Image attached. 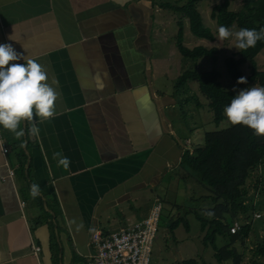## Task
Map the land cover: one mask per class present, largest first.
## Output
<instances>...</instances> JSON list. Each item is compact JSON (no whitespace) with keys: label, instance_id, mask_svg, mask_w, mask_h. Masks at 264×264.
Listing matches in <instances>:
<instances>
[{"label":"crops","instance_id":"crops-1","mask_svg":"<svg viewBox=\"0 0 264 264\" xmlns=\"http://www.w3.org/2000/svg\"><path fill=\"white\" fill-rule=\"evenodd\" d=\"M165 4L0 0V44L40 63L58 93L54 117L36 122L38 136L28 122L19 139L0 127V264H87L92 232H117L146 218L154 199L177 210V201L191 200L192 182L177 168L183 151L191 155L202 145L209 131L200 124L210 118H199L208 109L186 95L187 83L174 96L175 82L158 70L177 32ZM203 19L215 39L216 26ZM170 21L172 44L164 36ZM182 26L183 46L213 48L193 40L186 20ZM187 32L193 38L185 39ZM187 102L194 120L180 111ZM54 153L69 159L66 169ZM32 184L41 189L35 199ZM202 236L199 230L200 244Z\"/></svg>","mask_w":264,"mask_h":264},{"label":"trees","instance_id":"trees-1","mask_svg":"<svg viewBox=\"0 0 264 264\" xmlns=\"http://www.w3.org/2000/svg\"><path fill=\"white\" fill-rule=\"evenodd\" d=\"M198 1L180 0L173 5H164L177 26L175 47L178 54L193 62V69L183 71L177 77L174 88L179 89L188 82H194L197 92L206 100V107L211 114L210 122L217 127L226 120L223 110L237 94L225 89L219 82L221 74L214 65L218 55L215 48L195 46L188 49L182 44L183 20H186L188 32L194 38L207 42L214 40L213 33L203 25L197 11ZM209 17L217 29L223 25L230 30L248 28L259 31L264 28V0H241L235 10L230 8V0H222L211 8ZM262 49L264 40L247 50H236L234 55L223 60L225 75L231 84L243 85L237 84V79L242 76L240 68L246 65L247 83L264 87V69L259 70L255 61ZM202 62L209 68L204 69ZM177 169L182 181L194 184L195 188L191 183L187 191L188 196H195L185 200L193 206L187 207L183 216L168 225V232L171 233L179 222L187 231L185 216L190 213L203 233V248H211L214 260L217 263L230 260L231 264H239V253L234 250L232 243L246 239L250 231L251 212L260 211L264 207V197L255 203L256 194H262L264 189V137L255 136L251 129L243 125L205 132L202 145L191 155L187 151L182 152ZM247 181L252 182L250 187ZM198 191L200 194H197ZM209 212L213 213L211 217L207 215ZM237 214L242 218L234 219ZM227 215L231 219L226 218ZM263 218L259 219L260 222ZM233 221L240 224V229L235 234H229L228 228ZM218 238L224 239V245L219 248L215 246ZM252 249V258L247 264H264V233L256 237ZM177 264L197 263L189 259Z\"/></svg>","mask_w":264,"mask_h":264},{"label":"rangeland","instance_id":"rangeland-1","mask_svg":"<svg viewBox=\"0 0 264 264\" xmlns=\"http://www.w3.org/2000/svg\"><path fill=\"white\" fill-rule=\"evenodd\" d=\"M163 1H165L166 3H169V4H174L175 2H177L179 0H163ZM221 1L222 0H212V1L201 0V1L197 2V7L203 16L202 19L204 18L203 22L205 21V24H207L212 30H215L214 29L215 25H213V23L209 22L210 9L215 4H218ZM240 1L241 0H230V8L232 10H235L238 7V5L240 4ZM204 2H207V3H204ZM231 31L236 32V29L235 28H234V30L231 29ZM175 32H176V27L170 21L169 24L167 23L166 29L164 31V36H166L167 42L171 41V44H172L173 36L175 35ZM184 36H186L185 39H187L189 36H190V38L192 37L188 32ZM185 39L183 40V42L186 41ZM193 40L196 41L195 38ZM184 43H187V42H184ZM203 43H204L205 47H213L218 52V55H217V58H216L214 65H215V68L217 69V71L221 74L219 82L225 89L233 91L234 93L238 94V92L242 89L255 86V85L250 84V83H246V84H243L241 86H235V85L230 83V81L228 80V78L225 75V70L223 67V60L229 56L234 55V53L236 52V49L234 48V46H235V39L234 38H230V39L221 41L218 39V34L215 33V39L212 43H208L206 41H203ZM190 45L191 44H186L185 47L189 49V48H191ZM170 50L173 53L170 52ZM170 50H168V55H163L161 57L162 59L158 63L157 67H158L159 71L165 70L167 79L170 78L169 80H173V82H175L177 79V76H179L181 74V72H183L185 70L193 69V62L189 59L187 60V59L182 58L178 54L175 47L171 46ZM165 58L169 59V61L167 63H165ZM255 61H256V64L258 66V69L263 70L264 69V49H262L261 52L255 57ZM202 63H201V66L204 69L209 68V66L207 64H204V63L202 64ZM240 72H241L242 76L246 77L248 75L247 66L245 65V66L241 67ZM159 81L161 83L162 79H160ZM187 86L188 87H186V89H185L186 95L192 96L193 101L196 100L198 102V104L204 106L206 104V100L200 94H198L197 89H196V84H194V82H188ZM172 88H173L172 91H174V96H177V95L181 96L180 93H177L175 91L174 85ZM166 89H168V88H166ZM183 99H184V97L182 98V100ZM184 105L186 107L184 109L180 110V111H183V113H182L183 117L185 115V112H186V114L188 112V114H190V118L192 120L196 119L197 118V114H196L197 111L195 110V106L193 105V102H187ZM188 106H189V109H188V111H186ZM178 107L182 108L184 106L180 105ZM206 115H209V117L207 116V119L209 120L210 115H211L209 110L208 111L203 110L199 114V118L200 119L202 117L205 118ZM183 119L184 118H182V121H183ZM188 121H189V118L186 119L184 127H187ZM225 123H226V120L220 122L219 125L216 127L210 121L207 124H205V121L204 122L201 121L200 127L204 131H214L215 129L217 130V129L225 128V126H224ZM246 184H247V186L250 187L252 182L247 181ZM191 185L193 188H195L194 184H191ZM187 194L189 195V192ZM197 194H200L199 191L197 192ZM255 194H256V192H255ZM177 196L179 197L180 194H177ZM194 196H189V197H194ZM263 197H264V189H263L262 194H259V192H258V194H256L255 203L260 202ZM160 200H161V198H160ZM163 203H164V201L162 199L161 204H163ZM176 203L180 205V207H178V210L175 209V207L178 205H175V206L165 205V207L162 211V218H164V219H163V221L162 220L160 221V225L158 226L157 233L153 238V245L151 248L152 250H151V254H150V263L149 264H177L180 261L189 260V259H194L195 261L198 262V264H231L230 260H227L223 263H217L214 260V258L212 257L213 252H212L211 248L206 247L204 249L201 246L200 238H199V224L194 219L192 214L189 213L188 215L185 216V221H186L187 226H188L187 231L183 228L181 222H179L176 225V227L172 230L171 233L168 232V230H167L168 225L171 222H173L175 219L183 216V213L186 212L185 211L186 208L187 207L190 208V206L192 205V204H188V203L183 202V201H177ZM227 217H228V219L229 218L231 219L230 215H227L226 218ZM234 217L233 218L236 220H239L242 218V216H240L239 214H237ZM248 221L249 220H247L246 222H248ZM263 221H264V218H263ZM263 221L262 220H261V222H260V220L259 221L257 220L256 222L252 221L250 223V231H249L246 239L243 240L242 242L235 241L232 243V247L234 248V250L237 253H239V257H240L239 264H247L250 261V259L252 258V250H253L252 248L255 245L256 237L258 235H262L264 233ZM241 222H243V221H241ZM223 240L224 239H221V238L216 239L215 246L217 248L223 246L224 245Z\"/></svg>","mask_w":264,"mask_h":264},{"label":"clouds","instance_id":"clouds-1","mask_svg":"<svg viewBox=\"0 0 264 264\" xmlns=\"http://www.w3.org/2000/svg\"><path fill=\"white\" fill-rule=\"evenodd\" d=\"M218 39L223 41L234 38L236 50H247L264 40V28H242L232 32L226 26L218 28ZM23 60V63L17 61ZM44 67L33 59H26L18 53L11 44H0V127L10 131L19 139L24 136L23 130H18L22 122L32 126L30 133L38 136L40 129L37 121L43 123L55 115V102L58 93L48 82ZM247 78L241 76L237 84H246ZM223 114L226 118L225 127L243 125L251 129L257 137H264V87L252 86L242 89L235 95ZM58 166L65 169L69 159L54 153ZM30 196L35 199L41 194L38 184L30 187ZM209 217L213 213H207Z\"/></svg>","mask_w":264,"mask_h":264},{"label":"built area","instance_id":"built-area-1","mask_svg":"<svg viewBox=\"0 0 264 264\" xmlns=\"http://www.w3.org/2000/svg\"><path fill=\"white\" fill-rule=\"evenodd\" d=\"M6 149L2 150L5 154ZM12 172L8 171V176ZM162 211L159 199H154L146 218L127 225L117 232H92L89 244L93 255L87 264H149L153 238L158 230V223ZM264 216V207L260 211L251 212V220L257 221ZM240 224L233 221L228 228L229 234H235ZM37 249L34 248V252Z\"/></svg>","mask_w":264,"mask_h":264}]
</instances>
